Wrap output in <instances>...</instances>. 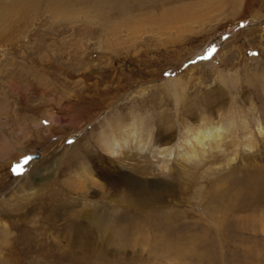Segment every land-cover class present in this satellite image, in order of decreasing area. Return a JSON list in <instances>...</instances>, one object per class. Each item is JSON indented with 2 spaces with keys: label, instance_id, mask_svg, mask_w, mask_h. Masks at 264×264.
<instances>
[{
  "label": "rangeland",
  "instance_id": "rangeland-1",
  "mask_svg": "<svg viewBox=\"0 0 264 264\" xmlns=\"http://www.w3.org/2000/svg\"><path fill=\"white\" fill-rule=\"evenodd\" d=\"M0 13V264H264V0H0ZM135 115L155 136L205 115L232 130L198 168L116 160L101 134ZM243 120L253 154L231 141ZM121 176L160 205L126 201ZM76 223L92 234L69 236Z\"/></svg>",
  "mask_w": 264,
  "mask_h": 264
},
{
  "label": "bare ground",
  "instance_id": "bare-ground-1",
  "mask_svg": "<svg viewBox=\"0 0 264 264\" xmlns=\"http://www.w3.org/2000/svg\"><path fill=\"white\" fill-rule=\"evenodd\" d=\"M224 96L225 95L222 92H218L217 97H210L204 100L206 107H208L210 116L213 113V110H217L214 109L215 104L222 107L224 103ZM189 115L190 117H193V114ZM230 123L231 121H214L209 118V115H205L198 121L194 129L186 128L184 135L181 139H179L177 138L175 131H173L170 126L158 129L159 131L157 136H155L154 129L152 131L148 130V127L145 126L144 120L135 115L129 122H115V125L109 126V134L106 132L102 133L100 143L102 149L107 153V155L115 158L116 160L123 158L130 159V157H140L143 160H150V153H152L157 157V159H169L173 156L174 160L187 165V167L198 168L207 163L209 160H215L218 158L217 155L223 152L222 142L227 139V133L232 130V126H229ZM239 123H241V127L239 126V128L241 130H245L246 133L242 136V139L241 137H231V141L233 142L235 139H238V146L241 150H243V153L253 154L254 151L257 150L258 143L255 142V137L253 133L250 132L252 129H249L244 120ZM234 127L235 126H233V128ZM257 129L260 136L264 137V126L258 125ZM155 156H152V158H156ZM225 157H221V163H225ZM227 162L229 161L227 160ZM159 166L160 169L165 168V164ZM112 181L110 183L113 185ZM137 181V179L134 180L133 178L121 176L114 186L118 189L117 191L120 189L122 190V188L127 190V192L131 191V194L126 196V201H130L131 204L134 205L137 204L140 208H144L143 203H148L150 208L160 205L161 199L159 201L158 199L160 194L163 195V193L157 191L156 189L151 192L147 189L144 191V188L140 186L143 181ZM164 188L166 189L161 190H167L169 187ZM95 193L97 192L95 191ZM69 231H71L69 236H90L92 234L91 230L86 233H81V228L77 226V223L71 224L69 226ZM69 242L73 244L75 243L76 246L78 245L83 249L86 247L85 244L81 243V241L75 242L74 240H69Z\"/></svg>",
  "mask_w": 264,
  "mask_h": 264
},
{
  "label": "snow or ice",
  "instance_id": "snow-or-ice-1",
  "mask_svg": "<svg viewBox=\"0 0 264 264\" xmlns=\"http://www.w3.org/2000/svg\"><path fill=\"white\" fill-rule=\"evenodd\" d=\"M214 52H215V49H214V48L209 50V53H210V54H211V53H214ZM201 58H202V59H207V58H209V57H201ZM30 159H31V158H26L25 163H27L28 160H30ZM16 171H17L18 174H19L20 172H22V171H23L22 166H21V165H17Z\"/></svg>",
  "mask_w": 264,
  "mask_h": 264
}]
</instances>
